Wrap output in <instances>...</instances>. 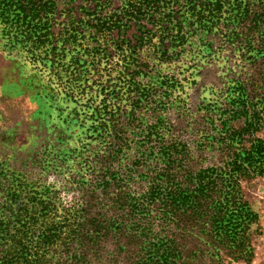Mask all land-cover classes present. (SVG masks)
Segmentation results:
<instances>
[{
	"label": "trees",
	"instance_id": "16d2710c",
	"mask_svg": "<svg viewBox=\"0 0 264 264\" xmlns=\"http://www.w3.org/2000/svg\"><path fill=\"white\" fill-rule=\"evenodd\" d=\"M111 5L112 0H0V24L10 37L53 58L62 59L72 52L67 44L75 43L91 57L84 60L91 67L105 59V69L116 75L107 91L111 100L103 98L95 138L106 165H93L103 154L92 149L84 160L86 171L98 175L94 188L106 190L122 180L111 167L114 159L135 143L144 148L140 158L130 154L131 165L143 163L145 171H133L145 180V190L135 194L118 186L109 191L108 202L99 203L127 209L129 216L109 218L104 226L102 214L87 216L86 208L61 200L57 188L39 189L26 176L0 170V264H91L87 251L95 252L94 245L111 228L140 239L130 264H191L202 255L221 263L223 257L228 263L251 260L249 232L256 215L243 198L241 182L264 173V143L247 138L264 104L233 86L219 109L232 119L244 114L243 126L222 127L216 147L221 159L198 168L190 164L191 148L172 134L168 114L156 111L180 108L173 88L187 76L177 74L211 57L214 38L233 44L242 39L249 50L264 44V0H120L116 8ZM87 13V19L77 18ZM130 23L138 31L133 42L124 39ZM180 57L176 73L158 69ZM82 147L87 150L88 144ZM142 216L145 225L138 223ZM183 236L198 243L189 256L179 242Z\"/></svg>",
	"mask_w": 264,
	"mask_h": 264
},
{
	"label": "rangeland",
	"instance_id": "374dc122",
	"mask_svg": "<svg viewBox=\"0 0 264 264\" xmlns=\"http://www.w3.org/2000/svg\"><path fill=\"white\" fill-rule=\"evenodd\" d=\"M119 2L112 0L110 9L116 8ZM80 15L77 18L85 20L89 17L88 13ZM136 35L137 25L130 23L125 36L121 32L120 37L133 42ZM255 44L254 49L249 50L243 46L242 39L233 44L214 38L213 58V55L204 56L191 62L195 65L187 72L177 74L179 78L187 76V79H181V86L176 90L173 88V93L180 97L176 101L180 108L170 106L156 111V115L168 114L174 137L191 148L194 159L190 164L193 168L217 163L221 159L216 148L217 140L223 129L243 126L244 114L232 119L227 111L219 109L226 100L224 96L235 89L233 86H241L245 93L259 99L260 105L264 104V44ZM67 47L72 52H67L62 59L53 58L51 54L10 37L0 24V170L26 176L38 184L39 189L57 188L61 200L86 208L89 217L102 214L106 226L112 217L126 220L129 211L106 207L99 200L108 202L107 194L118 186L135 194L145 190V180L133 171L135 168L145 171V167L143 163L131 165L130 155L140 158L138 152L144 147L139 149L131 143V148L114 159L111 167L122 180L106 190L94 188L93 182L98 175L86 171L84 160L92 149H100L103 156H100V162L95 156L93 165L99 168L106 165L104 149L95 138L103 98L107 96L111 100L112 96L107 91L114 87L116 75L115 71L105 69V59L99 62V66L91 67L84 62H90L91 57L82 55L75 43L67 44ZM73 57L79 59L78 64L72 62ZM182 59L178 58L170 66L161 64L158 69L161 73L172 70L176 73V66L181 65ZM102 85H105L104 89ZM211 100L217 102L215 106L206 105ZM120 102L123 104L124 101ZM212 107L216 108L212 110ZM140 111L146 114L145 110ZM257 121L247 133V138H258L264 143V109L259 111ZM84 143L91 150H85L82 147ZM127 164L132 166L131 172ZM241 188L243 198L256 215L249 232L253 249L251 260L228 263V259L223 257L221 263L202 255L194 258L191 264H264V173L243 180ZM130 216L133 217L132 214ZM138 223L145 225L147 220L142 216ZM105 230L106 235L94 245L95 252L87 251L91 264H130L137 256L140 239L133 238L129 232L114 233L112 228ZM179 242L184 244L183 251L187 256L198 247L195 239L189 236L181 237Z\"/></svg>",
	"mask_w": 264,
	"mask_h": 264
}]
</instances>
